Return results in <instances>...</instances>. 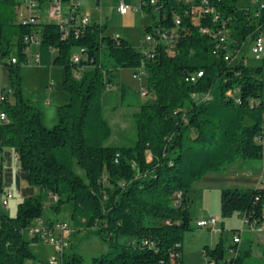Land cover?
I'll return each mask as SVG.
<instances>
[{"label": "trees", "instance_id": "trees-1", "mask_svg": "<svg viewBox=\"0 0 264 264\" xmlns=\"http://www.w3.org/2000/svg\"><path fill=\"white\" fill-rule=\"evenodd\" d=\"M45 1L39 0V6ZM162 2L164 8L154 25H172L173 11L182 15L178 53L169 56L157 46L155 59H147L129 40L107 33V25L79 24L78 36L63 38L58 22L24 21L22 0H0V60L8 66L16 96L12 102L0 101L9 117L0 123V155L10 158L11 151L17 153L15 182L23 179L28 184L22 188L16 216L0 206V264L42 260L31 247V242L40 240L24 234L44 217L36 186L57 197L56 211L63 202L72 201L74 227L95 229L110 243L112 250L89 264H183L182 240L191 230L193 184L240 158H264V141L257 138L264 135V56L255 66L244 56L235 60L243 44L249 41L251 48L255 34L264 30V1L254 8L241 6L240 0L216 2L228 28L222 44L184 15L185 5ZM142 8L156 17L152 9ZM204 24L212 26L208 20ZM152 28L147 24L145 33ZM35 32L41 37L40 64L64 68V87L70 95L59 106V121L51 128L43 124L40 109L21 90V66L28 63L26 37ZM79 48L87 55L80 62L85 65L82 76L75 79L72 54ZM14 49L16 55H12ZM105 52L111 63L104 59ZM12 56H17L16 62L10 61ZM139 67L147 70V86L156 98L135 113L133 144H106L112 127L104 114L102 95L114 84L116 69ZM198 70L203 74L191 81V74ZM6 166H0V197L15 168L13 163ZM220 203L222 216L239 212L264 228L263 185L223 188ZM121 234L134 236L136 243H120ZM177 242L182 243L181 255L174 259ZM239 244L229 246L238 251L229 259L222 240L215 246L205 245L203 252L220 264H242L251 249L241 252ZM67 251L63 264H86L81 254Z\"/></svg>", "mask_w": 264, "mask_h": 264}, {"label": "rangeland", "instance_id": "rangeland-1", "mask_svg": "<svg viewBox=\"0 0 264 264\" xmlns=\"http://www.w3.org/2000/svg\"><path fill=\"white\" fill-rule=\"evenodd\" d=\"M108 0V8L104 11V22H107L108 29H112L115 34L121 33L137 48L144 49L148 43L144 39L145 25L148 23L154 24L155 20L160 17L156 13L154 18L151 13L142 12L143 8L141 0ZM259 0H240V5L254 8ZM123 2L128 6L126 13L118 11V5ZM93 6L92 8H90ZM86 7V8H85ZM92 9V10H91ZM27 12L26 3L22 1L20 11ZM99 10V5L95 0H89L86 4L83 3L78 13L79 18L85 14L95 17L92 13ZM95 14V15H94ZM40 20L42 22L51 21L48 16V4L44 3L40 8ZM106 32H108L106 30ZM109 33V32H108ZM264 36V30L261 31ZM241 54H245L248 64L255 66L260 64V60L255 59L250 42L246 41L242 46ZM12 55H16V50H13ZM106 62L111 63V59L104 53ZM135 69L118 68L114 71V85L107 88L101 98L104 107L105 117L111 124L112 135L106 141V144L112 145H131L137 138V125L135 121V113L140 109V106L147 102H152L156 98L155 91L148 88V77L141 80L133 77ZM64 68L61 66H45L36 62L22 64L21 66V90L24 98L31 100L41 112L42 122L47 127H53L59 121L58 108L69 101L70 95L64 87ZM264 79V70L262 73ZM216 85L214 88H216ZM146 87L148 94L143 96L141 88ZM9 92L7 93V90ZM123 89L125 90L123 95ZM15 94L10 84L9 69L7 65L2 64L0 60V101L6 99L9 102L15 100ZM200 98V96L196 95ZM49 101V104L46 103ZM4 109L0 107V115ZM0 123L2 120L0 119ZM257 162L261 165L263 159H247ZM78 172L82 170L76 166ZM13 192V197L9 201V205L4 208V211L10 216H16L19 203L22 201V196L17 190L16 182L10 188ZM35 191L40 195L44 203V217L51 218L60 222H67L73 227L72 232V247L67 251L76 252L83 256L84 262L89 264L92 258L108 253L112 250L109 242L103 240L95 229H80L75 228L71 211L73 208L72 201H65L61 204L59 211L54 209L57 197L46 189L36 186ZM194 190L190 191L192 197L191 204V230H188L183 235V264H207V258L203 254V244L215 246L222 240L224 246L225 258L229 259L234 254L229 246L234 243V236L239 230L242 231V248L241 252L251 249V254L244 256L242 264H264V241L260 242L256 232L248 230L247 224L243 220V216L239 212H234L230 216L224 217L221 214L220 192H214L213 189L206 192ZM210 210L211 216H218L219 222L216 224V229H208L207 227L196 226V221L202 217L203 210ZM214 211L216 213H214ZM239 230H235V229ZM28 229L24 230L26 237H29ZM264 233V230L261 232ZM120 243L128 244L136 243V238L129 234H121L118 237ZM31 247L38 258L45 260L52 255H57L55 247L46 242H31ZM38 260L31 261L30 264H37Z\"/></svg>", "mask_w": 264, "mask_h": 264}, {"label": "built area", "instance_id": "built-area-1", "mask_svg": "<svg viewBox=\"0 0 264 264\" xmlns=\"http://www.w3.org/2000/svg\"><path fill=\"white\" fill-rule=\"evenodd\" d=\"M26 3L27 12H21L20 16L23 20L35 23L37 18H41L39 0H22ZM98 2L99 0H95ZM178 3L185 5L183 11L184 15H188L190 20L194 23L200 31L204 33H209L212 39L218 44L225 43L227 41L228 28L225 25V21L222 19L221 12L216 6V2L219 0H174ZM45 3L48 4V16L52 21L61 24L63 38L79 35L78 25L88 24L91 21L90 15L87 13L82 18H79L78 13L80 12L81 2L80 0H46ZM262 4V3H261ZM141 5L146 8H150L153 12L159 13V11L164 8V3L162 0H141ZM262 6V5H261ZM128 6L121 2L118 5V11L120 13H126ZM173 24L169 26L165 25H154L152 31L146 32L144 35L145 41L148 45L142 51L145 53L147 59H155L156 57V47H163L164 51L169 56H175L178 53L177 44L179 41L178 27L182 23V15L180 13L172 12ZM208 20L212 26H207L204 21ZM118 36V34H116ZM28 44L25 48L26 60L28 63L36 62L40 64L41 53L39 51V44L41 42V37L39 32H35L30 36L26 37ZM85 49L79 48L72 54V61L77 65L73 68V77L75 79H80L84 71L85 65H81L80 62L82 58L86 57ZM251 51L257 60H261L264 56V36L261 32H258L254 36V40L251 43ZM228 58V56L226 57ZM17 56H12L10 58L11 62L17 61ZM203 74L202 70L195 71L191 74V81H196L198 77ZM148 76L147 70L144 67L136 68L133 72V77L139 80ZM114 84H110L112 87ZM109 87V88H110ZM9 89L7 90V93ZM141 94L146 96L148 91L146 87L141 88ZM4 100V99H3ZM2 122H8L9 117L5 112L0 115ZM259 140L264 141V135H258ZM10 158L14 161L15 167L18 162V155L16 152L11 151L9 153ZM3 169L6 165H2ZM260 184L264 186V175L261 177ZM9 185L3 186V193L0 197V206L2 209L9 205L10 199L13 197V192ZM244 222L248 226V230L254 232H262L263 225L255 221H250L243 217ZM219 222L218 216H209L208 218H202L196 221L198 227H207L216 229V224ZM217 230V229H216ZM73 228L67 222L53 221L51 224L44 217L40 225H37L36 230L28 231L29 235L36 237L38 240L46 243L52 244L57 255H52L45 260L38 261L37 264H63V255L71 247ZM242 231L236 233L233 240L239 243L241 241ZM181 242L176 243L177 249L172 252L174 259H177L181 255L180 247ZM233 254H237V250L230 249ZM204 256L207 258V264H220L215 261V259L210 256H206V252H203ZM30 264V263H26Z\"/></svg>", "mask_w": 264, "mask_h": 264}, {"label": "crops", "instance_id": "crops-1", "mask_svg": "<svg viewBox=\"0 0 264 264\" xmlns=\"http://www.w3.org/2000/svg\"><path fill=\"white\" fill-rule=\"evenodd\" d=\"M88 1L89 0H80L81 5L83 3L86 4ZM263 1L264 0H259L255 4V6H257L258 4H260ZM128 2L131 3L132 0H130ZM114 3H115V0H114ZM97 4L99 5V10L98 11H95V12H92V13H95L96 16L95 17L92 16L91 17V21L92 22H98V23H100L102 25H107L106 24L107 22H104V11H106L107 8H108V6H109L108 5V0H99L97 2ZM92 7L93 6H91L90 8H92ZM148 24H151V23H148ZM107 31L111 35H116L113 32L112 29H108V26H107ZM117 34L120 35V36H122V37H124L125 39H127L123 34H121V33H117ZM242 50L243 49L240 50V52L237 55V57L235 58V60L239 59L240 56H244L245 57V61L248 63L245 54L244 53H243L244 55L241 54ZM46 103L49 104V101H46ZM45 126H48V125H45ZM9 163H13L14 164V161H12L10 158H8L6 156L0 155V166L6 165V164H9ZM16 171H17V168L15 167L12 170L13 177H12V180H11V182L9 184L10 187H12L14 185V183H15V174H16ZM263 175H264V158L262 160L261 165H258L257 162H255V161L240 158L237 161H235L234 163H232L231 165H229L228 168L225 169V170H223V171L208 172V173H206L205 175H203L199 180H197L193 184L192 188L194 190H198V191H200L202 193L203 192H206V191H209L211 189H213V191L215 193L216 192L217 193L218 192L221 193V190L223 188H226V187H239V188L257 187L258 185H260V180H261V177ZM16 185H17V190L19 191L20 195L23 198L22 188H24V187H26L28 185L27 182L25 180L21 179L20 182L17 183ZM191 189H190V191H191ZM35 193H36V191H35ZM214 213H216V212L214 211ZM209 216H211L210 210H205L204 209L203 210V216L202 217H209ZM42 218L44 219V217H42ZM199 219H202V218H199ZM53 221H55V220H53ZM233 229H235V228H233ZM256 234H257L260 242L264 241V233L256 232ZM205 245H207V244H203V247ZM239 245L242 247V237H241V241H240V244ZM71 247H72V242H71ZM183 247H184V245H183Z\"/></svg>", "mask_w": 264, "mask_h": 264}, {"label": "bare ground", "instance_id": "bare-ground-1", "mask_svg": "<svg viewBox=\"0 0 264 264\" xmlns=\"http://www.w3.org/2000/svg\"><path fill=\"white\" fill-rule=\"evenodd\" d=\"M254 40V39H253ZM44 219L43 218H38L36 219L29 227H28V230L29 231H34L36 230V227L37 225H40L41 224V221H43Z\"/></svg>", "mask_w": 264, "mask_h": 264}]
</instances>
